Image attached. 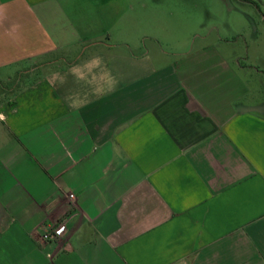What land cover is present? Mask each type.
<instances>
[{
    "label": "crops",
    "instance_id": "crops-1",
    "mask_svg": "<svg viewBox=\"0 0 264 264\" xmlns=\"http://www.w3.org/2000/svg\"><path fill=\"white\" fill-rule=\"evenodd\" d=\"M213 1L0 0V264H264V0Z\"/></svg>",
    "mask_w": 264,
    "mask_h": 264
},
{
    "label": "rangeland",
    "instance_id": "rangeland-1",
    "mask_svg": "<svg viewBox=\"0 0 264 264\" xmlns=\"http://www.w3.org/2000/svg\"><path fill=\"white\" fill-rule=\"evenodd\" d=\"M151 7L153 5H161L163 4L166 7H170L171 9L175 10H181L180 14L183 19H180V21L177 20V23H180L181 26L185 25H191V26H196L198 23H195V21H198L199 18L203 17V20L207 19V15L209 14L207 10H213L215 2L213 0H150ZM196 16H198L196 18ZM194 32H184L181 34V39H193ZM58 58V57H56ZM43 62H38L37 65L42 64ZM23 74V73H22ZM17 75H15L13 79L16 78ZM27 78L22 79L21 85L25 83ZM3 98V97H1Z\"/></svg>",
    "mask_w": 264,
    "mask_h": 264
},
{
    "label": "trees",
    "instance_id": "trees-1",
    "mask_svg": "<svg viewBox=\"0 0 264 264\" xmlns=\"http://www.w3.org/2000/svg\"><path fill=\"white\" fill-rule=\"evenodd\" d=\"M61 58H54V60H51L49 62H45L46 65L51 62L55 63ZM72 63V62H71ZM66 64H70V62H67ZM25 74H19L16 76L15 79H10L7 81H1L0 80V99L8 98L12 95H14L21 87V81L24 78ZM3 97V98H1Z\"/></svg>",
    "mask_w": 264,
    "mask_h": 264
},
{
    "label": "built area",
    "instance_id": "built-area-1",
    "mask_svg": "<svg viewBox=\"0 0 264 264\" xmlns=\"http://www.w3.org/2000/svg\"><path fill=\"white\" fill-rule=\"evenodd\" d=\"M71 199L75 198L74 194L70 195ZM68 233V227L65 222L60 221L56 224L50 226L41 236L42 241L44 242H52V241H59L66 237Z\"/></svg>",
    "mask_w": 264,
    "mask_h": 264
}]
</instances>
